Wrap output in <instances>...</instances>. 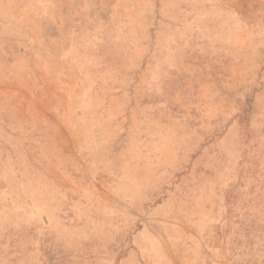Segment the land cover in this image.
I'll use <instances>...</instances> for the list:
<instances>
[{
	"label": "rangeland",
	"instance_id": "obj_1",
	"mask_svg": "<svg viewBox=\"0 0 264 264\" xmlns=\"http://www.w3.org/2000/svg\"><path fill=\"white\" fill-rule=\"evenodd\" d=\"M0 264H264V0H0Z\"/></svg>",
	"mask_w": 264,
	"mask_h": 264
}]
</instances>
